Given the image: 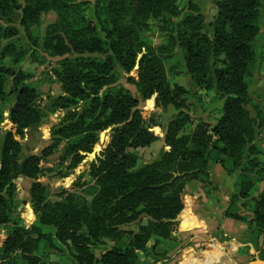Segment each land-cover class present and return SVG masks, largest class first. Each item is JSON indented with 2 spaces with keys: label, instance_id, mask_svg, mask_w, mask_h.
<instances>
[{
  "label": "trees",
  "instance_id": "trees-1",
  "mask_svg": "<svg viewBox=\"0 0 264 264\" xmlns=\"http://www.w3.org/2000/svg\"><path fill=\"white\" fill-rule=\"evenodd\" d=\"M187 1L188 11L181 8ZM217 15L210 23L192 0H0V226L13 227L0 246V262L16 264H60L49 261L53 252H72L77 264H142L139 252L171 240L185 205L186 184L200 181L211 187L214 165L228 173L241 169L225 217L250 223L234 212L235 204L249 197L256 175L264 182L260 149L253 144L254 119L245 107L249 102L247 78L253 75L261 34L263 0H218ZM21 12V25L35 47L40 46L33 28L43 13L57 14L43 36L42 48L50 57L62 60L53 69L61 94L52 101V112L65 113L51 129L52 144L44 156L21 160V147L13 130L41 125L45 113L38 105L39 94L26 75L5 64L10 58L19 64L27 54L17 44L20 33L14 16ZM181 14V21L175 26ZM161 33L166 43L154 47L149 34ZM24 46V47H23ZM183 53L188 72L198 88L217 90L225 99L217 124L200 120L192 125L187 91L171 86L165 62L176 49ZM107 55L100 61L87 54ZM117 64L145 100L155 106L173 105L177 117L164 127L144 119L138 99L122 87ZM134 73L135 75H132ZM13 79L11 91L6 84ZM14 101L9 121L13 128L1 135L5 107ZM185 111V112H184ZM165 130L164 152L151 164L139 166L136 150L159 141L153 129ZM108 131V142L101 144ZM62 153L70 169H76L95 154L90 179L79 177L71 189L52 193L38 182L42 158ZM97 153V154H96ZM230 165L233 170L228 171ZM25 176L34 180L31 203L38 225L26 229L14 221L16 184ZM258 183V182H257ZM255 221L264 224V191L254 209ZM136 224L137 230H126ZM43 228L52 229L46 232ZM103 240L115 244L98 258L93 247ZM261 260L264 262V251Z\"/></svg>",
  "mask_w": 264,
  "mask_h": 264
},
{
  "label": "rangeland",
  "instance_id": "rangeland-1",
  "mask_svg": "<svg viewBox=\"0 0 264 264\" xmlns=\"http://www.w3.org/2000/svg\"><path fill=\"white\" fill-rule=\"evenodd\" d=\"M192 1L198 5L202 11L205 17L209 37L212 38V32L209 25L217 15L216 3L218 0ZM20 2L23 6L25 0H20ZM181 8L185 12L188 11L187 1L181 3ZM182 17L183 14L176 19V27ZM56 19L57 14L54 12L43 13L41 15L40 25L33 28L34 35L40 42V46L35 47L20 24L21 12L14 16L13 25L16 26L20 33V40L17 41V44L26 46L27 54L17 65H14L9 57L6 58L5 64L8 67H13L17 72L21 71L26 75V82L37 90L39 94L38 105L46 114L41 125L25 129L24 133L21 135L16 134V130H13L15 140L21 147V163L32 155L40 157L44 156V150L52 144L51 129L58 125L65 115V113L62 112L51 111L53 99L61 94L60 85L54 76L53 69L59 66L62 58L50 57L42 48L43 36L46 28L49 24L55 22ZM148 40L153 43L154 47L164 45L167 41L166 36L161 33L149 34ZM256 48L258 51V58L253 75L250 78H247L249 86V102L245 107L250 112L251 118L254 119L255 135L253 144L261 151L258 159L261 166L264 167V11H262V28L261 34L256 42ZM85 57H91L100 61H105L108 58L107 55L97 53L87 54ZM117 69L120 73L119 84L128 89L134 98L138 99L139 108L142 110L143 117L148 123L153 120L156 123L167 127L169 123L177 117L178 110L173 105H169L166 108H158L155 106V98L145 100L139 93L137 87L128 82V76L119 64H117ZM165 69L170 85L180 86L187 91L186 99H188L189 102V111L186 112L191 116L192 125L186 128L184 134L190 133L192 128L194 129L200 120L212 123L213 125L217 124V119L221 117L224 112L226 100L220 98L217 90H204L196 86L195 81L188 72L187 65L183 59V53L179 48L176 49L175 55H173L168 62H165ZM132 75L135 74L132 73ZM12 86L13 79L9 78L6 84L8 92L11 91ZM14 105L15 102L12 101L5 107V120L1 125L2 137L5 136L7 131L12 130L13 128L12 123L9 121V115ZM153 131L157 136L161 137V139L148 147L136 150V153L139 156V166L151 164L158 160L164 152L170 151V147L166 145L164 140L165 130L160 127H155ZM108 139V131L102 133L101 144L98 145L96 149L97 152L101 150L102 144L108 142ZM95 156V154L88 156L76 169L69 168V162L62 159V153L54 154L47 158L43 157L42 161L39 162V167L42 171L38 176L37 181L49 186L52 193L59 192L62 189H71L73 183L82 175L85 180L90 179V165ZM214 167H216V165H214ZM232 170L233 168L230 165L228 171ZM240 173L241 169H236L232 175H230L231 177L236 178V183L240 181ZM254 177V184L256 185L250 190L249 197L238 201L233 210L241 215L245 219L244 221L250 223L251 228L247 230L245 240L250 244L249 249L252 251L253 260L257 263L258 261H261L264 264L261 260V256L263 255L262 252L264 251V224H258V222L255 221V215L253 213L255 204L259 201V196L264 191V182L258 181L256 175H254ZM14 183L16 184L17 190L14 201L15 212L12 219H14V221L17 220V222L25 226L26 229H29L33 225H38V217L35 214L31 203V188L34 180L20 175L14 179ZM189 196V192L185 190L183 195L185 208L183 212L189 205ZM183 212L177 219L179 225L176 232L181 230L180 219ZM12 227V224L0 226V246L9 235ZM125 229L136 231L137 226L136 224H132ZM43 230L46 232L52 231L50 228H43ZM114 244L115 242L112 240H103L102 245L93 247V252L96 257L99 258L104 250L111 248ZM49 261L60 264H77L76 261L73 260L72 252L67 251L66 249H64V251L53 252ZM0 264L2 263L0 262ZM16 264L24 263L21 260H17Z\"/></svg>",
  "mask_w": 264,
  "mask_h": 264
},
{
  "label": "crops",
  "instance_id": "crops-1",
  "mask_svg": "<svg viewBox=\"0 0 264 264\" xmlns=\"http://www.w3.org/2000/svg\"><path fill=\"white\" fill-rule=\"evenodd\" d=\"M211 173V187L196 180L186 184L190 196L181 230L171 240H150L154 251L139 252L142 264H263L253 260L245 240L247 224L225 217L236 178L219 165Z\"/></svg>",
  "mask_w": 264,
  "mask_h": 264
}]
</instances>
